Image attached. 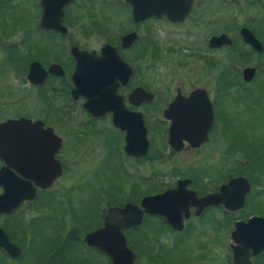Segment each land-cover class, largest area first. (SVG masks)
Returning a JSON list of instances; mask_svg holds the SVG:
<instances>
[{"label": "flooded vegetation", "instance_id": "flooded-vegetation-1", "mask_svg": "<svg viewBox=\"0 0 264 264\" xmlns=\"http://www.w3.org/2000/svg\"><path fill=\"white\" fill-rule=\"evenodd\" d=\"M143 3L0 0V264H78L75 244L92 251L97 257L95 264H112L108 255L83 242L84 235L102 227L108 206L139 207L144 197L173 190L179 182H183L180 192L184 197L171 200L167 209L181 219L177 228L162 216L143 214L137 226L121 231L133 257L130 264H264V247L256 246L264 244V223H253L247 230L241 228L252 218L264 221V167L251 163L254 158H263L264 146L245 151L247 168L202 167V159L208 155L224 152L232 156L242 149L234 135L239 127L237 117L246 113L248 126L257 125V120L264 125V118H250L254 112L264 117V0H191L181 20H170L165 15L135 20L133 6L142 9ZM23 7L31 11L22 14ZM159 23L171 28L169 37L159 34ZM129 35L132 38H126ZM105 47L108 55L103 61L117 58L122 66L106 65L112 76L107 81L93 76L80 82V55L99 59ZM165 53L178 57L175 67L186 69V82L177 80L161 95L144 86L143 77L146 71L157 72ZM202 59L212 68L218 67L221 59L226 62L213 88L202 86ZM127 69L129 74L122 83L118 76ZM223 69L230 70L225 71L226 77ZM247 69L252 72L246 81ZM99 85L114 88L123 109L132 116L140 115L147 142L145 155L125 153L126 131L113 125L111 112L92 116L83 109L85 98L79 93L80 86L98 89ZM137 89L150 94V100H143L142 95L131 97ZM149 107L155 123L152 129L144 112ZM102 122L107 126L100 127ZM128 122L130 128L136 124L134 120ZM63 126H73L76 131L64 135L57 130ZM171 126V137L179 143V150L168 143ZM150 130L159 136L156 148ZM89 131L102 133L106 146L94 177H102L104 184L111 185L107 171L99 173V162L110 154L118 158L123 155L129 163L119 164L126 174L124 180L131 176L129 169L135 174L128 198L106 200L99 224L80 236L73 224L66 227L68 232L63 238L61 216L55 219L51 235L46 234L44 226L38 236L37 227L46 221L39 210L48 206V193L61 184L65 170L75 165L73 159L78 161L74 156L77 146L90 142ZM222 142L228 144L223 146ZM88 148V158L95 157L94 148ZM180 155L189 159L182 167L152 170L146 181L138 172L148 156L151 162L160 163ZM251 165L253 170L248 169ZM213 176L217 177L213 185L202 190L207 186L203 183L212 181ZM234 178H242L248 185L241 208L230 211L221 205L197 207L198 199L216 193ZM142 182L150 185V193L142 195ZM114 191L119 193L118 189ZM18 196L22 197L16 203ZM33 211L36 217L31 215ZM235 224L239 226L232 239ZM245 233L250 237L246 238ZM40 237L41 247L36 242ZM253 244L255 247H251Z\"/></svg>", "mask_w": 264, "mask_h": 264}, {"label": "rangeland", "instance_id": "rangeland-1", "mask_svg": "<svg viewBox=\"0 0 264 264\" xmlns=\"http://www.w3.org/2000/svg\"><path fill=\"white\" fill-rule=\"evenodd\" d=\"M22 14H26L31 11L28 7H23ZM21 14V15H22ZM116 15H118L116 13ZM22 24H25V20H21ZM159 34L164 37H169L170 35V27L168 25L159 23ZM161 39V38H160ZM161 43V42H160ZM167 45V43H166ZM163 50L166 49V47H162ZM166 56H164V59L159 63L158 70L153 71H146L144 72L143 77V84L148 89L159 92L161 95H163L166 91V89H171L175 84L177 83V80H180L181 83H185V68H176V55H168V53H165ZM178 58V57H177ZM219 66L216 68H212L205 65V62L202 59V86L205 88H213L215 87V80L216 77L222 67L226 65V62L221 59ZM239 68V67H238ZM225 71H230L229 69H223L224 77L226 73ZM147 113V123L149 125V129H152V126L155 124L153 122V114L151 111V108H146L145 111ZM242 115V114H241ZM251 119H260L264 118L261 113L254 112L253 116L250 117ZM236 121V119H235ZM237 121L239 123V127L237 131H235V141L239 147L242 149L231 156V154H226L223 152V155H219L218 153H213V155H208V157L202 159V167H222L223 169H232L236 167H245L246 163L248 162L249 158L247 153L245 151H248L249 149H253L254 147H261L264 146V127L262 120L251 121V123H257V125H249L248 126V116L242 115L237 117ZM71 126V125H70ZM70 126H63L59 127L57 130H59L62 134H70L69 131H76L75 127ZM100 127L107 126L106 122H102L99 125ZM78 130H80L78 128ZM87 130L84 128V131ZM81 131V130H80ZM78 131V132H80ZM88 132V131H85ZM91 132V131H89ZM103 134H93L92 132L89 133L87 136L90 140V142L86 143H79L77 146V154L74 155L75 157H78V161L74 160L73 164L68 167V169L65 170L63 176L61 177V184L58 185V187L52 189L50 193H48V197L50 201L48 206L44 209H40L41 217H44L46 221L42 224H40L37 227V230L39 233H36L38 236H40L41 231H43L44 226L45 232L47 235H51V227L55 224V219L61 216L63 219V225H62V235L65 239V236L68 231H66V227L69 225H75L76 227V233H79V236L82 235L84 232H86L87 229H92L96 227L99 224L100 215L103 212L104 209L107 208L108 202L106 200L108 199H117L119 197H126L128 198L130 188L132 183L135 181V174L133 170L129 169L128 173L131 172V176L129 178L125 179V172L123 173L122 170H120L119 164H122L124 166H129V163H126L124 161V157L118 158V156H114L112 154L109 155V157L105 160L102 159L99 164V173H104L107 171V173L110 176L111 179V185L104 184L102 177H99L96 179L94 176V172L97 166V162L100 157H102L104 154V147L105 143L103 140ZM150 138L153 140L152 145L153 148H156L158 146L159 142V136L153 131L150 130L149 133ZM261 139V140H259ZM228 143H223L221 145L225 146ZM80 145V146H79ZM92 146L94 148V155L88 158L87 152H88V146ZM87 148V149H86ZM235 148V147H234ZM208 150V149H207ZM70 150L69 152H71ZM68 152V154H69ZM151 153H149L150 155ZM218 156H214L217 155ZM167 156V155H166ZM263 158L253 159L251 160V163H254L257 167H264V155ZM189 159L184 158L182 155L177 156L175 158H166L164 161L160 163L151 162L150 156L143 159L141 167L138 169V172L140 176L143 177L144 181L147 177H150L151 171H164L166 167L171 165L176 166H184ZM253 168L252 165L248 166V169ZM246 169V171L248 170ZM253 170V169H251ZM213 176L210 178L212 181L204 182L203 184H207L205 188L202 190H206L210 188L211 184L213 183ZM217 178V177H216ZM215 178V179H216ZM99 180V182L97 181ZM124 182V183H123ZM141 184L142 189V195H146L147 193H150L152 191L150 185H146L144 182ZM123 184V185H122ZM122 185V188L119 192V187ZM213 185V184H212ZM158 188V187H157ZM106 189H111L110 191L105 192ZM115 189H118L117 195L114 191ZM105 192V193H104ZM108 198L106 194H109ZM115 195H114V194ZM145 193V194H144ZM111 204H115L111 202ZM109 207V206H108ZM33 216H37L36 212L33 211ZM46 217V218H45ZM49 218V219H48ZM76 222V223H74ZM54 223V224H53ZM49 224V225H47ZM56 226V224H55ZM150 231V230H149ZM48 237V236H47ZM43 238V237H42ZM42 238H38L36 240L37 246H43ZM48 243V242H47ZM74 246V245H73ZM132 246H134L132 242ZM78 252V264H95L97 261V257L93 254L92 251L86 250L84 247H82L79 244H75L74 246ZM71 253V251L69 252Z\"/></svg>", "mask_w": 264, "mask_h": 264}, {"label": "water", "instance_id": "water-1", "mask_svg": "<svg viewBox=\"0 0 264 264\" xmlns=\"http://www.w3.org/2000/svg\"><path fill=\"white\" fill-rule=\"evenodd\" d=\"M143 1V5L140 4L143 7L142 9H137L133 6L132 14L135 20L137 18L142 19L150 15H165L170 20H181L187 14L191 4V0H153V4L152 0ZM126 38H132V35H129ZM126 38H124V40ZM107 49L108 47H105L101 50V58L99 59H93L91 55H80L77 63L78 78L80 82L85 79L88 80L90 77L93 78V76L95 79H104L107 81L112 78V76H110L106 65L122 66V63H120L117 58L110 60L109 62L103 61L106 55H108L106 53ZM251 72V69L244 71V80H248ZM128 74L129 70L127 69L124 74H119L118 80L124 83ZM99 87L100 88L98 89H92L80 86L79 93L85 98L83 109L92 116H100L105 112H111L113 125L126 131L124 146L125 153L129 156L135 157L145 155L147 151V142L145 139V129L142 125L140 115L136 114V116H132V114L123 109L119 99L114 94V88L108 90L103 88V85H99ZM135 95L138 97L142 95L143 100L145 101H148L151 98L150 94L140 89L134 90L131 97H134ZM206 103L207 104L205 105L208 108V102L206 101ZM167 112L168 111H165L164 114L166 115ZM207 112L211 116L209 108L207 109ZM129 119L134 120L136 123L133 125V128L129 127L132 125L129 124ZM206 127L204 129H206ZM172 128L173 126H171L169 130L168 143L174 150H179L180 148L177 146L179 143L175 142L171 137ZM204 131L205 130L202 131V136ZM135 138H137L136 142H134ZM55 175L57 177L59 174L57 173ZM182 186L183 182H179L177 187L173 190H167L158 195L144 197L140 201L139 207L132 204H125L121 208L108 207L104 212L102 227L94 232L85 234L83 242L87 246L95 247L108 255L112 260V264H130L133 257L131 252L126 247L121 231L130 226H137L140 223L143 214L162 216L169 225L177 228L181 219L179 217H174L172 212L167 211V209L171 207L169 205L171 200L184 197L183 193L180 192V190H182ZM247 192L248 185L244 179H230L226 184L221 185L216 193L207 194L202 196V199H198L197 207H201L200 204H202V208L221 205L230 211L237 210L242 207L244 197ZM30 196H32V193ZM21 197L22 196L16 197V203L21 199ZM257 222L264 223L261 219L252 218L245 224H242L241 228L247 230L253 226V223ZM238 224H235V231L231 235L232 239L235 237L237 226H239ZM245 234L246 238L250 237V234ZM256 246L263 248L264 244L260 243L256 244ZM251 247H255V245L253 244Z\"/></svg>", "mask_w": 264, "mask_h": 264}]
</instances>
